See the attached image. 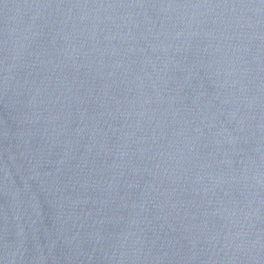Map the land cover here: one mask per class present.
I'll return each instance as SVG.
<instances>
[{"label": "water", "instance_id": "water-1", "mask_svg": "<svg viewBox=\"0 0 264 264\" xmlns=\"http://www.w3.org/2000/svg\"><path fill=\"white\" fill-rule=\"evenodd\" d=\"M0 264H264V0H0Z\"/></svg>", "mask_w": 264, "mask_h": 264}]
</instances>
